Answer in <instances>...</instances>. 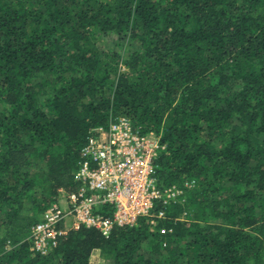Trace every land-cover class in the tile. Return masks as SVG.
I'll use <instances>...</instances> for the list:
<instances>
[{
    "label": "trees",
    "instance_id": "1",
    "mask_svg": "<svg viewBox=\"0 0 264 264\" xmlns=\"http://www.w3.org/2000/svg\"><path fill=\"white\" fill-rule=\"evenodd\" d=\"M116 115L159 137V187L194 180L184 203L36 252L30 226ZM95 249L102 264H264V0H0V264Z\"/></svg>",
    "mask_w": 264,
    "mask_h": 264
},
{
    "label": "built area",
    "instance_id": "2",
    "mask_svg": "<svg viewBox=\"0 0 264 264\" xmlns=\"http://www.w3.org/2000/svg\"><path fill=\"white\" fill-rule=\"evenodd\" d=\"M161 147L155 133H140L124 116L110 117L107 128H91L73 173L76 186L60 189L62 195L30 226L26 239L44 255L80 226L94 227L107 237L114 225L132 226L144 216L149 225H156L164 216L162 205L178 202L176 195L181 193L175 185H157L154 160ZM193 184L185 180L183 185ZM156 201L161 208L153 211Z\"/></svg>",
    "mask_w": 264,
    "mask_h": 264
},
{
    "label": "rangeland",
    "instance_id": "3",
    "mask_svg": "<svg viewBox=\"0 0 264 264\" xmlns=\"http://www.w3.org/2000/svg\"><path fill=\"white\" fill-rule=\"evenodd\" d=\"M120 39L121 38L118 37V38H115L114 40H110V39L104 37L100 41L97 40L96 41V44H103V46L105 48H107V49H114V50H116L118 52H121L122 51V40H120ZM131 44H133V46H137L136 45L137 42L135 40ZM120 70L121 71H124V70H126V68L124 66L120 65ZM184 182H185V180L182 182V186L183 187L182 186H178L176 184H173V185H175V187L178 190H181V193H179L178 195H176L179 203H184V200H185L184 199V189L187 188V187H184V185H183ZM188 188H190V187H188ZM62 190H64V189H62ZM64 191H67V190H64ZM59 192H60V195H62L60 189H59ZM186 213H187V211L186 210H183L181 212V214L179 215V219L185 221L187 219L186 218ZM25 238H27V236ZM10 246H11L10 245V242H8L7 247H10ZM91 260L93 262L92 264H95V263L102 264V263L105 262L104 259L101 256V254H100V251H97V250H93V252L91 254V257H90V261Z\"/></svg>",
    "mask_w": 264,
    "mask_h": 264
},
{
    "label": "crops",
    "instance_id": "4",
    "mask_svg": "<svg viewBox=\"0 0 264 264\" xmlns=\"http://www.w3.org/2000/svg\"><path fill=\"white\" fill-rule=\"evenodd\" d=\"M95 250L99 251V249H95Z\"/></svg>",
    "mask_w": 264,
    "mask_h": 264
}]
</instances>
